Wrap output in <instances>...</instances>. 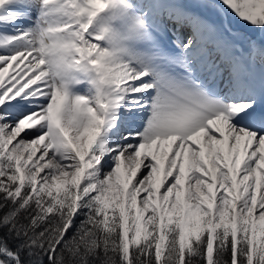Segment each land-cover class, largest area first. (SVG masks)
<instances>
[{
  "label": "snow or ice",
  "instance_id": "1",
  "mask_svg": "<svg viewBox=\"0 0 264 264\" xmlns=\"http://www.w3.org/2000/svg\"><path fill=\"white\" fill-rule=\"evenodd\" d=\"M16 2L38 14L0 31V264H264V0H0V28ZM42 26L103 99L69 106Z\"/></svg>",
  "mask_w": 264,
  "mask_h": 264
},
{
  "label": "clouds",
  "instance_id": "2",
  "mask_svg": "<svg viewBox=\"0 0 264 264\" xmlns=\"http://www.w3.org/2000/svg\"><path fill=\"white\" fill-rule=\"evenodd\" d=\"M94 24L99 23V17L95 18ZM108 33L103 34L105 43L108 42ZM41 37L44 39V49L47 55L45 60L49 66L50 72L57 75L60 82L66 86L68 96H76L72 93V88L82 83V77H89L91 85L94 88V94L89 99L97 102L104 98L105 88L99 71L85 64L82 60H77L73 49L67 44L57 32H49L42 26L41 31L33 34V39L39 43ZM109 51H116L109 46Z\"/></svg>",
  "mask_w": 264,
  "mask_h": 264
},
{
  "label": "bare ground",
  "instance_id": "3",
  "mask_svg": "<svg viewBox=\"0 0 264 264\" xmlns=\"http://www.w3.org/2000/svg\"><path fill=\"white\" fill-rule=\"evenodd\" d=\"M5 11L8 13H21V12L25 13V15L22 16L20 19H17L15 23L0 28V31L10 33L11 35L17 34L15 31L16 29L25 30L30 26H32L38 14L35 8H32L30 6H25L20 2L6 5ZM249 35H255V33H249ZM238 42L243 43L242 40H238ZM84 82H87V80H85ZM137 175L139 176L140 173H138Z\"/></svg>",
  "mask_w": 264,
  "mask_h": 264
},
{
  "label": "rangeland",
  "instance_id": "4",
  "mask_svg": "<svg viewBox=\"0 0 264 264\" xmlns=\"http://www.w3.org/2000/svg\"><path fill=\"white\" fill-rule=\"evenodd\" d=\"M238 23H242V22L238 21ZM249 27H251V26H249ZM94 91L95 90H94L93 86L88 81L84 82V83H80V84L76 85L74 88H72V93L74 95L85 96L88 98H91V96L94 94ZM73 99H74L73 96H69V106L71 105ZM65 118H70V112L67 110L65 112ZM39 154L40 153L38 152L37 156ZM141 171H143V169H141ZM161 191H163V189H161Z\"/></svg>",
  "mask_w": 264,
  "mask_h": 264
}]
</instances>
